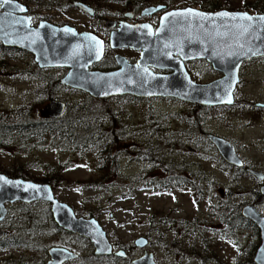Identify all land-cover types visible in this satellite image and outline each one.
Wrapping results in <instances>:
<instances>
[{"label": "rangeland", "instance_id": "1", "mask_svg": "<svg viewBox=\"0 0 264 264\" xmlns=\"http://www.w3.org/2000/svg\"><path fill=\"white\" fill-rule=\"evenodd\" d=\"M20 1L28 6L33 25L40 20L69 24L98 34L104 40L109 38L103 31L107 29L106 20L114 14L133 11L120 0H98L105 4L95 8L107 17L100 23L81 9L68 5L66 0ZM252 2L264 4V0H151L152 5L164 4L165 9L191 6L214 11L210 4L216 3L218 9L259 13L247 7ZM143 8L135 14L138 21L158 25L162 11L143 16L140 15ZM115 53L129 60L137 59L140 54L134 49L119 48L108 49L105 56L111 60ZM34 65L37 64L31 53L20 50L3 55L0 50V111L25 105L35 115L43 111L49 101L48 87ZM186 68L197 82L205 83L222 76L205 60L186 62ZM41 70L44 75L59 79L66 73L64 68ZM54 95L67 104H74L85 96L80 90L66 87ZM108 100L129 132L126 131L128 138L123 144H118L126 150L118 158L123 181L113 175L106 181L115 182L109 187L89 184L88 180L101 175L92 152L28 148L16 143L0 148V170L13 171L20 167L25 179L41 177L48 167L59 171L62 179L51 185L56 197L68 203L77 216L97 219L114 250L124 249L127 257L95 255L89 239L66 232L54 222L50 204L44 201L14 202L6 205V215L0 221V231L9 232L0 238V264H20L15 257L21 256V264H42L48 260L47 250L53 245H63L79 253L77 259L66 264H133L132 260L144 250L134 243L140 236L148 239L146 249L153 252L157 264L253 263L259 243L256 226L252 223L229 229L225 219L232 220L233 205L242 207L251 202L264 215V196L256 200L254 195L258 191V179L225 167L226 162L214 145L199 137L200 133L189 130L187 120L197 105L168 97L120 96ZM257 103L264 104V57L243 63L233 104L203 105L205 120L200 132L203 136L213 133L231 140L245 165L264 173V106ZM160 130L165 131L169 141L160 135ZM145 149L152 159L144 157ZM155 178L184 184L173 186L171 192L161 191L146 184ZM16 239L27 243L13 246L9 240Z\"/></svg>", "mask_w": 264, "mask_h": 264}, {"label": "water", "instance_id": "2", "mask_svg": "<svg viewBox=\"0 0 264 264\" xmlns=\"http://www.w3.org/2000/svg\"><path fill=\"white\" fill-rule=\"evenodd\" d=\"M76 6L89 15L95 13L87 3L76 2ZM20 7L26 10L20 11ZM189 9L192 12H188ZM159 11L162 13L156 28L149 22L124 20L111 31L110 48H130L140 53L135 61L115 53L117 68L112 70L93 68L103 57L104 39L69 24L56 25L40 20L33 25L28 6L20 0L0 7V43L31 53L41 69L64 68L66 73L60 78V83L85 92L96 100L131 95L137 98H175L206 106L233 104L243 63L264 57V19H261L264 13L228 9L207 11L191 6L165 9L164 4H157L144 7L141 15ZM225 12L229 15H217ZM173 13L175 15H170ZM132 16L133 12L126 13V17ZM111 25L112 22L108 27ZM193 60H205L222 76L205 83L193 80L186 68V62ZM65 105L63 100L54 98L46 103L43 112L48 117L58 118L63 115ZM206 137L226 162L235 167L244 166L231 140L213 133H207ZM248 171L255 178L264 180L262 171L252 168ZM0 178V219L9 203L44 201L50 204L54 222L65 231L89 239L95 255L127 256L124 249L114 250L97 219L77 216L68 203L56 197L51 184L11 177L2 172ZM261 190L264 193V186ZM241 212L259 230L253 261L264 264V215L253 203L245 204ZM3 235L1 230L0 238ZM134 243L144 248V252L133 259V264H157L153 252L146 249V237L140 236ZM48 255L50 258L45 264H62L77 259L79 254L66 247L52 246Z\"/></svg>", "mask_w": 264, "mask_h": 264}, {"label": "trees", "instance_id": "3", "mask_svg": "<svg viewBox=\"0 0 264 264\" xmlns=\"http://www.w3.org/2000/svg\"><path fill=\"white\" fill-rule=\"evenodd\" d=\"M120 1L126 7H131L132 10H138L142 6L151 5V0ZM213 4H210V6L214 7V11L219 10V5L216 3ZM247 7L253 8L259 13H264V4L258 5L257 2H252L247 4ZM0 50L3 55H6L14 51H20L21 49L6 47L0 43ZM34 66L40 77L47 84L48 99H54V94L65 86L60 83L59 78L44 75L43 70L38 68L37 65ZM94 67L102 70H110L115 67V64L113 58L108 60L104 56L102 61L94 64ZM66 88L69 89V87ZM84 94L85 96L76 103H66L63 115L58 118L48 117L43 111L40 112V115H35L32 108L28 105L15 110L0 111V148L9 146L11 143H16L27 146L28 148H55L62 151L71 150L78 153L89 151L97 157L98 170L101 172L100 176L88 180L89 184L98 187H109L115 182L111 181L107 183L106 181L113 175L118 180L121 179L123 181L124 179L120 177L118 158L120 152H126V150H123L118 144H123V141L128 138V131L124 128L118 113L111 106L108 99L96 100L87 93ZM122 97L138 99L130 95H123ZM203 107V105H197L195 108L196 111L195 109L191 111L195 114L193 113L187 121L190 125V131L192 130L195 134L200 133L199 137L211 143L206 135L203 136L200 132L202 121L205 120L203 118L205 112ZM105 120H107L108 124H106ZM159 133L166 141H169V136L164 130H160ZM144 157L146 159L149 157L147 149L144 150ZM149 158L152 159L151 156ZM161 164L162 162L160 161L157 166L160 167ZM236 170L241 171V168H236ZM0 172L11 177H22L25 175V172L20 167L13 171L6 169L5 171L0 170ZM29 178L54 185L62 179V176L59 171H54L53 168L48 167L47 172L41 177L32 178L30 176ZM143 180H147V178H143ZM146 184L147 186H154L161 191L171 192L173 186L181 187L184 183H171V181L155 178L148 180ZM231 210L232 220L227 222V219H225L229 229L234 226L252 225L249 219H245L241 215V207L239 205H233ZM255 231L258 232L257 229ZM9 241L15 245H25L27 243L23 239Z\"/></svg>", "mask_w": 264, "mask_h": 264}, {"label": "flooded vegetation", "instance_id": "4", "mask_svg": "<svg viewBox=\"0 0 264 264\" xmlns=\"http://www.w3.org/2000/svg\"><path fill=\"white\" fill-rule=\"evenodd\" d=\"M67 1V3H68V5H72V6H74V7H76V8H78L77 6H76V2H83V3H87L88 5H90V6H92L93 7V9H94V11H95V13L93 14V15H90V16H92L94 19H96V20H98L100 23H102V21H103V19H107V17L105 16L106 14H101L98 10L99 9H96L95 7H100V6H102V5H104L105 3H103V2H100V1H98V0H66ZM152 5V4H151ZM157 5V4H156ZM80 9V8H79ZM133 12V16L132 17H130V18H128V17H126V13L127 12H124V13H122V14H120V13H118V14H114L113 16H111V19H107L106 20V22H105V26H106V28L107 29H105V30H103L104 32H107V34L110 36V33H111V31L112 30H115V29H117L118 28V24H119V22L120 21H124V20H127V21H129L128 19H133V21L134 22H132V21H129V22H131V23H137V22H144V21H138V15L137 16H135V14L137 13V10H133L132 11ZM162 13V12H161ZM140 15H141V12H140ZM160 15L161 14H159V16H158V19H159V17H160ZM144 16V15H143ZM158 21V23H159V20H157ZM113 23V25H111V27H108V24L109 23ZM147 22V21H146ZM150 23V22H149ZM64 25V24H63ZM153 25V24H152ZM72 26V25H71ZM74 27V26H73ZM157 27V25L156 26H154L153 25V28H156ZM78 30V29H77ZM79 31H81V30H79ZM83 31V30H82ZM91 32V31H90ZM98 35V34H97ZM99 37H101V36H99ZM102 38V37H101ZM107 39V40H106ZM108 40H109V38H105V47H104V54H103V57L105 56V54H106V52H107V50L108 49H111V50H114V49H112V48H110V46H109V44H108ZM103 57H102V59H103ZM113 60H114V54H113ZM102 59L100 60V61H102ZM136 59H134V60H131V61H135ZM99 61V62H100ZM114 64H115V67L113 68V69H115V68H117V64H116V62H115V60H114ZM93 68H95L94 67V65H93ZM110 70H112V69H110ZM166 72H168V71H166ZM65 74V73H64ZM60 80V79H59ZM65 86V85H64ZM65 87H67V86H65ZM207 134V133H206ZM225 161V160H224ZM226 162V161H225ZM225 167H228V168H241V171H238V170H236L237 172H246V173H248V174H250V175H252L248 170H249V168H252V167H248V166H246L245 165V163H244V166H242V167H235V166H233L232 164H229L228 162H226L225 163ZM253 176V175H252ZM254 177V176H253ZM234 178H236V177H234ZM264 186V180H259L258 179V191H256L255 193H254V195L256 196V200H258V196H261L262 197V195L264 196V193L262 192V190H261V188ZM220 192L223 194L224 192H223V190L222 189H220ZM252 203V202H251ZM245 204H247V203H245ZM244 204V205H245ZM254 204V203H253ZM243 205V206H244ZM255 205V204H254ZM242 206V207H243ZM256 206V205H255ZM242 207H241V209H242ZM228 208V207H227ZM258 209V208H257ZM226 210V209H225ZM260 212V211H259ZM262 214V213H261ZM5 215H6V213H5ZM5 215H4V217H5ZM241 215H242V212H241ZM243 216V215H242ZM4 217L2 218V219H0V221H2L3 219H4ZM244 217V216H243ZM245 219H248V218H246V217H244ZM250 220V219H249ZM251 221V220H250ZM252 222V221H251ZM253 223V222H252ZM254 224V223H253ZM255 225V224H254ZM257 228V227H256ZM257 230H258V228H257ZM66 232H68V231H66ZM256 232V231H255ZM7 233H9L8 232V230H4V235L2 236V237H4V236H6V234ZM256 233H258V235H259V230H258V232H256ZM75 235H77V234H75ZM79 236V235H78ZM2 237H1V239H2ZM1 239H0V245L2 244V242H1ZM12 243V245L14 244L13 242H11ZM21 245H23V244H21ZM14 246V245H13ZM53 246H61V247H65V246H63V245H53ZM258 246V245H257ZM257 246H256V248H257ZM52 247V246H51ZM67 248V247H66ZM256 248H255V251H256ZM129 249H131V247L130 248H128L127 250H129ZM255 251H254V254H255ZM143 252H144V250H143ZM47 253H48V250H47ZM79 254V253H78ZM143 254V253H142ZM141 254V255H142ZM112 255V254H111ZM140 255V256H141ZM110 256V255H109ZM78 257H79V255H78ZM127 257V256H126ZM253 257H254V255H253ZM49 255H48V260H49ZM123 258H125V257H123ZM138 258V257H137ZM135 259V258H134ZM15 260H17V261H20V264H21V262L23 261V256H21V257H15ZM47 260V261H48ZM75 260V259H74ZM46 261V262H47ZM72 261V260H71ZM46 262H44V263H42V264H45ZM67 262H69V261H65L64 263H62V264H66ZM132 263H133V260H132ZM253 263H254V261H253ZM255 264V263H254Z\"/></svg>", "mask_w": 264, "mask_h": 264}, {"label": "snow or ice", "instance_id": "5", "mask_svg": "<svg viewBox=\"0 0 264 264\" xmlns=\"http://www.w3.org/2000/svg\"><path fill=\"white\" fill-rule=\"evenodd\" d=\"M12 2H13V0H2V2H0V7H3L5 4H12ZM19 10L20 11H25L26 9H24L23 7H20ZM188 12H192V10L189 9ZM170 15H175V13L170 14ZM197 15H203V14L197 13ZM217 15H219V16H228L229 14L225 12V13H219ZM232 15L235 16L237 14H232ZM241 15L244 18H246V19H252L251 17H248L247 14H241ZM261 19H264V17H262ZM229 102H231V101L229 100ZM0 179H2V178H0Z\"/></svg>", "mask_w": 264, "mask_h": 264}, {"label": "bare ground", "instance_id": "6", "mask_svg": "<svg viewBox=\"0 0 264 264\" xmlns=\"http://www.w3.org/2000/svg\"><path fill=\"white\" fill-rule=\"evenodd\" d=\"M115 97H118V96H115Z\"/></svg>", "mask_w": 264, "mask_h": 264}]
</instances>
